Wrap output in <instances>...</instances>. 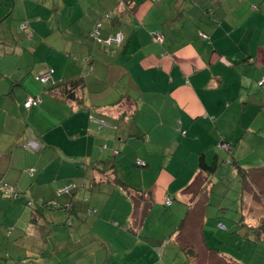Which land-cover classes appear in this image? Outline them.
<instances>
[{
    "label": "crops",
    "instance_id": "crops-1",
    "mask_svg": "<svg viewBox=\"0 0 264 264\" xmlns=\"http://www.w3.org/2000/svg\"><path fill=\"white\" fill-rule=\"evenodd\" d=\"M0 1L12 19L0 23V182L21 194L14 208L29 199L64 207L35 208L21 225L27 264H254L255 254L264 262L247 231L264 218V164H245L254 162L246 146L264 143V0H92L86 11L58 0L53 18L40 3L56 0H21L19 11ZM15 11L27 44L13 38ZM31 11L38 25L69 27L46 41L49 30L26 21ZM97 25L96 42L88 33ZM117 33L121 44H99ZM85 67L82 90L68 99L56 86ZM29 97L40 103L27 110ZM223 139L245 179L233 166L210 176L199 167Z\"/></svg>",
    "mask_w": 264,
    "mask_h": 264
},
{
    "label": "rangeland",
    "instance_id": "rangeland-1",
    "mask_svg": "<svg viewBox=\"0 0 264 264\" xmlns=\"http://www.w3.org/2000/svg\"><path fill=\"white\" fill-rule=\"evenodd\" d=\"M12 1L15 3V6H16V9H17L16 11H19L20 7H17V6H20L19 3H21V0H12ZM67 1L70 2V0H67ZM77 1H78V4L80 6H82L84 11H86L85 9H88V7L90 6V1H92V0H77ZM30 3H31V0H30ZM253 3H255V1H253ZM249 4L251 5V3H249ZM8 5H9V8H11V3H8ZM70 5H72V4H70ZM97 5H101L100 0H99V3H97ZM1 6H2V3L0 1V23L5 21L6 25L8 23L10 24V22H12V19H10V17L9 18L6 17V11L4 12V9H2ZM34 6L35 5H28L29 8L34 7ZM40 6H44L43 8L39 7V6L38 7L42 8L41 10L46 15H48V13H46L45 10L49 9L50 15H51L50 18H53L56 14H58L59 9H60L59 8L60 5H59V1L58 0H56V4L54 6L53 5L50 6L48 2H46L45 4L40 3ZM61 6H63V5H61ZM54 7H56L58 9L57 13L54 12ZM67 9H68L67 7H64V9L62 10V15L63 16H66V14L68 13ZM28 10L29 9H27V11ZM16 11H15V15H13V18L15 17V19L17 17L16 16V14H17ZM243 11H245V12L247 11L245 3L238 7V15H241V13ZM36 12L31 11V13H33V14L30 13L28 18H26V21L28 23L31 22L30 23L31 25L33 24V25H36V27L38 26L39 30H49L48 31L49 35L46 36V38H45V39H47L46 41H50V39H52L54 34L58 35L57 28L62 29L63 34H64L66 32V29L69 27L68 21H66L64 19H62V20L53 19L52 20V19L44 18L43 22L38 25V23H37L38 22V20H37L38 16H37ZM21 19L19 17L18 19L13 20V25H12V28H14L13 38L15 40H17V38H19L20 41L23 44H27L28 41L25 38L26 37V32L21 30V29L18 30V28H20L22 26ZM83 26H85V25H83ZM27 29H29V27ZM88 31L89 30L87 28V30H85L84 36H82V37H83L84 43L90 45L91 43H90L88 37L86 36V33ZM23 33H25V34H23ZM93 33H94V28L92 29V31L90 33H88V35L89 34H93ZM24 35H25V37H24ZM253 35H254V37L257 35L256 30L254 31ZM35 39H37V38H35ZM39 42H40V40L38 42H36L34 40V42L32 43V47L34 45L38 44ZM45 43H48V42H45ZM92 44H93V46H96V44H94V43H92ZM28 46L29 47L31 46V42H30V44ZM40 53L41 52H36V56H35L36 60L38 59L37 56ZM96 71H97V69H96ZM102 73H103V71H102ZM41 76H39V77H41ZM47 80L44 83H42V84H45L47 82ZM111 88H112V86H111ZM257 89L260 91L259 87H257L255 84L252 85V90L257 92ZM255 104L257 106H260L259 102L257 101V96H256V103ZM246 154H247V157L251 161L253 160L254 162H252L251 164H249V163H245V164L252 165V166H255V167H257V165L264 164V143H259L257 146L251 147V148H248L246 146ZM227 167L228 168H232L230 166H227ZM227 182H229V181H227ZM249 190H250V188L248 189V191ZM20 196H21V194H20ZM252 196L254 198H257V188H256V192H254L252 194ZM11 203H12V199H7V198L0 197V264H15L16 262H20L21 264H27L28 262H26L27 259H26L25 250H28V249L27 248L20 249V250L18 249V247L21 245V234H19V232L23 228L21 225H27L29 223V216H30V209L31 208L26 207V205L25 206L20 205L18 208H16V207L14 208V207H12L10 205ZM8 206H11L13 208L11 210V212H9V213H7ZM253 207H255L254 204H253ZM253 213L256 214L257 216H260V217L262 216V212L260 210L257 212L256 208L253 211ZM256 215H255V218H256ZM17 216H18V218H17V221H16L15 218ZM258 222L259 221L256 222V225L258 224ZM9 227H13V228H9ZM261 243H263V242L260 241L259 243H254V247H255L254 251H256L257 253L260 250H264V244H261ZM31 246H34V244L31 245ZM35 247L38 248V246H34V248L31 247V249H30L31 252H33V253L36 252V248ZM227 250H229V249H227ZM242 255H245L244 249H242V252H241L240 256H242ZM246 260H247V258H246ZM252 262L254 264H264V262H262V260L259 259L256 254L254 256V259H252Z\"/></svg>",
    "mask_w": 264,
    "mask_h": 264
},
{
    "label": "trees",
    "instance_id": "trees-1",
    "mask_svg": "<svg viewBox=\"0 0 264 264\" xmlns=\"http://www.w3.org/2000/svg\"><path fill=\"white\" fill-rule=\"evenodd\" d=\"M151 1H152V3H154L153 2L154 0H151ZM94 30H95V28H94ZM154 33L155 32H153L151 34V36H150L151 37V42L153 44H159V43H154L152 41V38H153ZM159 34L162 35L161 33H159ZM111 36H114V35H111ZM97 37L93 36V38L95 39L96 42H97ZM162 37H163V35H162ZM108 38H106L104 40H107ZM98 39H100V38H98ZM123 39H124V36H123ZM162 43H163V41H162ZM162 43H160V44H162ZM99 44L101 46H103V44H101L100 42H99ZM90 71H91V68L90 67L89 68L85 67V69H83V72L80 74V76L69 78L65 82H63V84H58L56 86V88L62 86L63 90L65 91V93L67 95V98L68 99H73L75 97V94L77 93V91L78 90H82V87H83V84H84V82H83L84 76L86 74L90 73ZM259 82L260 81H258V83ZM263 85L264 84H262V85H259L258 84L259 87H261ZM31 108H34V107H31ZM27 110H29V109H27ZM109 126H111V125H109ZM215 147H216L217 150L214 152L215 158H214L213 162L211 163V165H207L205 163V161H204V159H203L202 156L199 158V167L202 169V171L205 174H207V175L210 176V175L214 174L216 171H218L219 169H222L223 168L222 170H224V166L225 165H228V166H233V168L239 173V177H240V175L242 176L241 179H245V176L247 175V169L245 167H243L242 165H240L239 162L236 161L235 158L233 157V155H232V145L230 144V142L227 141V140H225V139H223V140L219 141L216 144ZM219 152H223L225 155H227V159H226L227 161L224 162L223 158H221V157H220V160H219V158H218ZM0 184H5V185H8V186H12V185H9L8 183H5V182L4 183H1L0 182ZM13 187L16 189L15 186H13ZM16 193L18 195H20V193L18 192L17 189H16ZM18 195L15 198H9V197H5L3 195L2 196L4 198H7V199L16 200L17 198L20 197ZM46 204H47L46 202H42V201H39V200L29 199L26 202V207L31 208L30 209V215L31 216L36 215L37 209H35V208H38V209L39 208H48V209H51V210H58V209L64 208L61 205H57V206H56V204L53 205V203H48V205H46ZM216 226H217L218 230H223V231L226 230V228H225L226 226L222 222H218L216 224ZM247 231L248 232H252V236L250 238H248V240L250 242H252V243H259L261 241V242L264 243V219H260L257 225H254V226H251V227H247ZM237 234H239V233H237ZM250 239H252V240H250ZM15 264H21V263L20 262H16Z\"/></svg>",
    "mask_w": 264,
    "mask_h": 264
},
{
    "label": "built area",
    "instance_id": "built-area-1",
    "mask_svg": "<svg viewBox=\"0 0 264 264\" xmlns=\"http://www.w3.org/2000/svg\"><path fill=\"white\" fill-rule=\"evenodd\" d=\"M98 27H99V25H97L95 27V30H94V33H93V36H95V37L98 36V32H97ZM200 37L201 38H205V36L203 34H200ZM122 41H123V34L122 33H117L114 36H110L107 40L98 39V42H100L103 45H111V44H117L118 45ZM152 41L154 43H159L160 44L163 41V37L158 32H155L154 35H153ZM50 73L51 72L44 73L41 77L38 78V80L41 83H44L49 78ZM258 84L259 85L264 84V76L261 78V80H260V82ZM39 103H40V101L38 99L29 97L25 101L24 107L26 109H30L31 107H37L39 105ZM96 122H97V124H99V126H109L103 121L96 120ZM109 127H111V126H109ZM111 128L114 129L113 126ZM26 147L29 148L30 150L38 151L40 146H39L38 142H36L34 140H29V142H27V144H26ZM141 164L142 163L139 161L138 165H141ZM30 171L34 172V170H30ZM0 193L3 196L9 197V198L17 197L16 189L13 186H8V185H5V184H0ZM165 204L169 205L170 202L167 201Z\"/></svg>",
    "mask_w": 264,
    "mask_h": 264
}]
</instances>
